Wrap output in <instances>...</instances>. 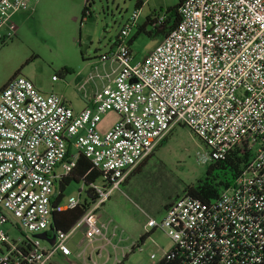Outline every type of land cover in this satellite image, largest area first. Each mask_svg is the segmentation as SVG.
Wrapping results in <instances>:
<instances>
[{"label": "built area", "instance_id": "built-area-1", "mask_svg": "<svg viewBox=\"0 0 264 264\" xmlns=\"http://www.w3.org/2000/svg\"><path fill=\"white\" fill-rule=\"evenodd\" d=\"M26 1L0 0V28L11 25ZM178 14L176 27L136 63L129 35L138 12L131 14L114 49L98 57L101 67H112L77 84L84 103L79 111L24 78L12 77L1 88L0 205L32 238L55 237L52 245L24 235L13 240L0 229V264L68 258V241L78 229L83 238L77 257L93 264L110 244L108 225H98L93 215L176 127L187 128L204 145V162L234 150L249 157L216 200L182 195L160 219L146 217L145 234L160 230L172 244L167 251L157 248V263L264 264V0H183ZM106 112L118 119L99 133L96 126ZM79 154L101 174L90 185L96 199L68 233L54 231L52 211L80 201L79 192L67 205L53 207L59 179L54 170L63 161L69 169ZM10 218L0 213V227L12 225Z\"/></svg>", "mask_w": 264, "mask_h": 264}, {"label": "rangeland", "instance_id": "rangeland-1", "mask_svg": "<svg viewBox=\"0 0 264 264\" xmlns=\"http://www.w3.org/2000/svg\"><path fill=\"white\" fill-rule=\"evenodd\" d=\"M179 0H48L44 8L22 11L10 18L11 25L0 28V87L12 77L29 80L45 95L57 94L65 98L70 106L79 111L84 103L77 90V76L85 77L96 71H108L112 65L101 67L97 57L113 48L114 40L122 25L134 12H138V27L149 15H162L168 7L177 5ZM86 7L84 16L82 12ZM12 26V28H11ZM138 27L130 31L133 38L130 50L132 63L141 62L156 46L157 39L140 32ZM150 26L146 31H150ZM114 49V48H113ZM65 73L60 75L59 72ZM99 84L98 80L94 81ZM94 83H90L92 88ZM118 117L113 112L100 116L96 126L104 133L115 124ZM160 144L152 158L131 176L119 191H114L92 219L108 225L107 237L110 244L102 250L112 254L113 246H130L144 233L146 216L160 219L162 205L173 200L185 185L193 184L205 171L210 162H204L207 154L204 145L185 127H176ZM253 150L257 146L252 147ZM68 169L67 161L58 164L54 172L60 177ZM99 184V182H98ZM85 198L86 188L79 183L70 184L64 191L61 205H67L69 198ZM0 213L10 218L0 205ZM10 223L0 227L13 240L22 235L32 238L22 229L21 223L10 218ZM81 235L75 233L68 241L71 250H76ZM46 246L44 241L38 242ZM171 242L164 232L155 230L132 252L119 256L114 264H153L160 254L157 248L167 251ZM155 255V259H150ZM56 258V257H55ZM54 264H68L60 257ZM104 261V259L102 260ZM80 261L72 260L71 264ZM111 261L108 264H112Z\"/></svg>", "mask_w": 264, "mask_h": 264}, {"label": "trees", "instance_id": "trees-1", "mask_svg": "<svg viewBox=\"0 0 264 264\" xmlns=\"http://www.w3.org/2000/svg\"><path fill=\"white\" fill-rule=\"evenodd\" d=\"M183 0H179L178 4L173 7H168L164 10L162 15H149L146 17L145 23L138 27L140 32L144 33L148 37L159 39L164 37L179 23L180 17L178 14V8ZM86 7L82 12L84 16ZM150 26L151 30L146 31V27ZM133 38L129 40V45L132 43ZM64 70L59 74L63 75ZM164 138L160 144L164 143ZM159 144V145H160ZM156 151V150H155ZM154 151V152H155ZM154 155L151 154L146 160L139 164L129 175V178L134 174L141 171V167L144 166L147 161ZM248 153L239 155V151H230L224 159L210 162L204 173L196 179L191 185H185L179 194H176L173 200L167 201V204L162 205V214L167 206L182 195H186L190 198L198 200L202 203H209L216 200L219 194L227 187H229L239 175L243 165L248 160ZM101 174L96 169L92 168L90 161L83 155L79 154L77 160L73 162L68 171L59 177L56 186L55 194L53 196V207L60 205L65 189L72 183L81 182L86 188L85 198L80 200L77 205L72 208H66L60 211L53 210L51 213L52 229L62 233H68L86 213L91 204L95 202L96 196L90 185L100 178ZM128 178V179H129ZM126 181V180H125ZM80 192V191H79ZM78 192V193H79ZM149 236V234H142L138 241L134 243L131 251L135 247H139L140 244ZM157 264H168L166 261H161Z\"/></svg>", "mask_w": 264, "mask_h": 264}, {"label": "crops", "instance_id": "crops-1", "mask_svg": "<svg viewBox=\"0 0 264 264\" xmlns=\"http://www.w3.org/2000/svg\"><path fill=\"white\" fill-rule=\"evenodd\" d=\"M48 2V0H27L26 2H25V4H24V6L20 9V10H18L17 12H15L11 17H13L14 15H16L17 13L19 14H21L22 13V11H25V10H30V9H33V8H35V10L36 9H38L39 7H40V9L41 8H44V5L46 4ZM136 27H138V24H136ZM162 38L163 37H161V38H159V39H157V43L158 42H160L161 40H162ZM156 43V44H157ZM132 44V43H131ZM131 44L129 45L130 47H131ZM97 61H98V57H97ZM86 77V76H85ZM84 77V78H85ZM83 79V77H81V76H77L76 77V80H78V83L81 81ZM6 83H4L1 87H0V90H1V88L5 85ZM90 89V88H89ZM89 94H91V91L89 90ZM84 107V106H83ZM81 110V109H80ZM128 178H129V176H128ZM126 179V183L128 182V180L129 179ZM124 182V183H125ZM123 183V184H124ZM122 184V185H123ZM110 198V197H109ZM100 211V210H99ZM99 211H97L96 213H98ZM164 213V212H163ZM163 215V214H162ZM161 215V216H162ZM147 217V216H146ZM149 217V216H148ZM96 223L98 224V225H101V224H103V223H101V222H99V221H96ZM143 227H144V225H143ZM143 230H144V228H143ZM153 231H155V230H151L150 231V233L151 232H153ZM75 233H79L80 235H81V237H80V239H79V241H78V243H77V245L75 246V248H76V250H71V256L70 257H68V258H63V257H61V256H57L56 258H58V257H60L62 260H64L65 262H67L68 264H71L72 263V260H74L75 262L76 261H80V262H78V264H81V259L80 258H78L77 256H78V253H79V251H80V249H81V247H80V244H81V241H82V238H83V232H82V230H76L73 234H72V236L75 234ZM143 234H145V232L143 233ZM71 236V237H72ZM141 236V235H140ZM139 236V237H140ZM135 242L134 241H131V244H130V246L128 245V246H126V247H122L120 250H118V247H112L110 250L112 251V254L109 252V250L108 251H106V254H103L102 253V251H101V253L99 254V255H97V256H94L93 257V264H108V263H110L111 261H113V263L112 264H114L115 263V260H117L118 261V259H119V256H121L122 255V257H125V255H126V253H125V251L128 253L129 251V248L132 246V244H134ZM101 245V243L100 242H96L95 244H94V246L95 247H98V246H100ZM105 251V250H104ZM55 258V259H56ZM104 259V261H102ZM160 260V259H159ZM54 262V261H53ZM55 263V262H54ZM157 262H153V264H156Z\"/></svg>", "mask_w": 264, "mask_h": 264}, {"label": "water", "instance_id": "water-1", "mask_svg": "<svg viewBox=\"0 0 264 264\" xmlns=\"http://www.w3.org/2000/svg\"><path fill=\"white\" fill-rule=\"evenodd\" d=\"M51 230H52V229H51ZM54 237H55V236L52 235V237L48 239V238H47V235H46L45 233L33 235V238L47 241L50 245L53 244V242H54Z\"/></svg>", "mask_w": 264, "mask_h": 264}]
</instances>
